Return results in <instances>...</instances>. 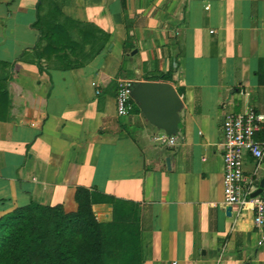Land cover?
<instances>
[{
	"label": "crops",
	"instance_id": "crops-1",
	"mask_svg": "<svg viewBox=\"0 0 264 264\" xmlns=\"http://www.w3.org/2000/svg\"><path fill=\"white\" fill-rule=\"evenodd\" d=\"M38 4L77 43L94 31L76 67L39 72ZM170 71L183 90L173 147L115 109L119 82ZM249 109L264 115V0H0V218L31 202L73 212L82 187L137 205L142 264H264L252 209L225 205L222 188L223 121Z\"/></svg>",
	"mask_w": 264,
	"mask_h": 264
},
{
	"label": "trees",
	"instance_id": "trees-1",
	"mask_svg": "<svg viewBox=\"0 0 264 264\" xmlns=\"http://www.w3.org/2000/svg\"><path fill=\"white\" fill-rule=\"evenodd\" d=\"M40 9L38 4L32 24L38 34L39 72L56 64L61 69L76 67L77 63L69 57L81 51V42L85 44L95 37L94 31L80 30L81 40L77 43L56 20L59 9L42 16ZM103 37L108 39V35ZM95 50L98 54L102 48ZM171 76L172 71L154 80L172 84ZM176 92L183 95L180 88ZM139 112L132 101L130 114ZM73 200L76 204L73 212H65L62 204L46 206L31 202L3 215L0 264H142L137 205L82 187L75 189ZM98 204L110 206V221L96 220L92 207Z\"/></svg>",
	"mask_w": 264,
	"mask_h": 264
},
{
	"label": "built area",
	"instance_id": "built-area-1",
	"mask_svg": "<svg viewBox=\"0 0 264 264\" xmlns=\"http://www.w3.org/2000/svg\"><path fill=\"white\" fill-rule=\"evenodd\" d=\"M134 82H119L115 97V109L118 117H126L132 109L131 92ZM95 86V84H93ZM99 90H96V95ZM223 132V174L222 188L224 203L235 206L239 210L250 207L253 213V225L264 232V184L261 192L252 197L259 185L255 184V176L264 164V115L253 109L240 114L227 115L222 124ZM158 144L174 146L176 138L164 132L153 137ZM247 159L254 163L251 178L246 180L244 164ZM258 246L264 247V237L258 241Z\"/></svg>",
	"mask_w": 264,
	"mask_h": 264
},
{
	"label": "water",
	"instance_id": "water-1",
	"mask_svg": "<svg viewBox=\"0 0 264 264\" xmlns=\"http://www.w3.org/2000/svg\"><path fill=\"white\" fill-rule=\"evenodd\" d=\"M131 97L145 120L168 136L178 133L182 101L174 87L165 82H134ZM264 179L252 197L261 192Z\"/></svg>",
	"mask_w": 264,
	"mask_h": 264
},
{
	"label": "rangeland",
	"instance_id": "rangeland-1",
	"mask_svg": "<svg viewBox=\"0 0 264 264\" xmlns=\"http://www.w3.org/2000/svg\"><path fill=\"white\" fill-rule=\"evenodd\" d=\"M71 209H72V208H67V210H65V211L69 212V211H71Z\"/></svg>",
	"mask_w": 264,
	"mask_h": 264
}]
</instances>
